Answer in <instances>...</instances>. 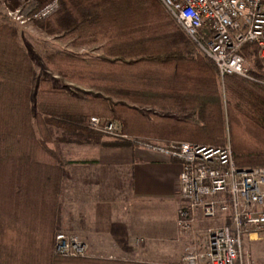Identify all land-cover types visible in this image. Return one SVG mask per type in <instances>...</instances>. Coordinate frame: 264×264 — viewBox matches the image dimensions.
<instances>
[{
    "label": "trees",
    "instance_id": "obj_1",
    "mask_svg": "<svg viewBox=\"0 0 264 264\" xmlns=\"http://www.w3.org/2000/svg\"><path fill=\"white\" fill-rule=\"evenodd\" d=\"M33 1L42 7L51 0ZM40 26L72 47L102 51L96 58L44 55L50 72L85 89L80 97L39 82L35 125L45 139L50 127L70 137L57 142H77L89 135V118L99 117L120 122L135 143L216 148L228 141L238 169L264 168V85L237 76L220 83L214 64L158 0H59ZM253 62L250 75L264 82ZM32 78L15 31L0 24V264H132L51 252L61 170L56 151L36 138Z\"/></svg>",
    "mask_w": 264,
    "mask_h": 264
},
{
    "label": "built area",
    "instance_id": "obj_2",
    "mask_svg": "<svg viewBox=\"0 0 264 264\" xmlns=\"http://www.w3.org/2000/svg\"><path fill=\"white\" fill-rule=\"evenodd\" d=\"M183 34L215 66L219 79L237 76L264 85L245 67L243 47L254 50L264 71V0H158ZM59 9V0L42 7L26 3L4 9L20 24L44 21ZM90 131L127 139L113 120L90 117ZM180 163L175 225L187 237L179 264H250L243 241L264 234V168L238 169L229 144L204 147L190 143H138ZM209 223L200 227L199 223ZM85 243L58 233L53 255L62 259L88 257Z\"/></svg>",
    "mask_w": 264,
    "mask_h": 264
},
{
    "label": "crops",
    "instance_id": "obj_3",
    "mask_svg": "<svg viewBox=\"0 0 264 264\" xmlns=\"http://www.w3.org/2000/svg\"><path fill=\"white\" fill-rule=\"evenodd\" d=\"M81 140L55 150L58 228L85 243L90 260L174 263L189 243L175 225L180 163L129 139Z\"/></svg>",
    "mask_w": 264,
    "mask_h": 264
},
{
    "label": "rangeland",
    "instance_id": "obj_4",
    "mask_svg": "<svg viewBox=\"0 0 264 264\" xmlns=\"http://www.w3.org/2000/svg\"><path fill=\"white\" fill-rule=\"evenodd\" d=\"M26 3H32L36 7H38L37 3L33 0H17L16 5L13 3L12 0H0V24L1 25H7L11 27L16 34V39L20 47L24 50V52L27 54L33 70V78L31 83V109H32V124L35 130L36 138L44 141L45 145L52 150H56V148L59 146L58 144H63L61 142H57L58 139L65 136L64 138H67V140L70 138L65 133L59 131L52 133V128L48 127L47 133L48 138L45 139L43 137V134H41L37 129V126L35 125V109H34V100H35V94L37 91V87L40 81H48L52 87L57 89H64L67 93L74 96H83V94L80 92L81 90H85L84 88L78 86L75 83L68 82L59 76L53 74L50 72L43 62L44 55L51 52H64L73 56L81 57V58H96L102 55L101 46L100 45H92L88 47H81V48H75L72 47L70 44V41L61 40L60 35L55 36H49L47 35L44 30L41 28V24L45 21H32L28 22L26 24H20L16 21L12 20L11 18L7 17L4 13V9L8 8L9 10H16ZM241 53L245 57V67L249 72H255L257 69L253 62V54L252 52L248 51L246 47H243L241 49ZM219 82L221 83V80L219 79ZM150 112L156 113V114H163L156 110H149L144 109V114H149ZM165 115V114H163ZM105 119V118H103ZM109 120V119H108ZM116 121V120H113ZM118 122V121H116ZM88 123V122H87ZM120 125L121 123L118 122ZM89 135H87V138H91L90 141L94 140V138L97 139H111L116 141H121L122 139H115L110 136L95 133L89 130ZM56 133V134H55ZM228 132L226 133V135ZM86 137V136H85ZM228 137V136H227ZM83 140H77V142H80ZM228 144V141H227ZM58 145V146H57ZM57 153V152H56ZM61 188V185H60ZM61 193V189L59 191V194ZM58 194V196H59ZM58 199V197H57ZM59 211V205L56 206V219L54 221L55 225V231L53 233V244H54V237L58 233H64L73 235L70 230L58 228V216L57 212ZM207 226V225H206ZM203 227V226H200ZM75 236V235H73ZM3 239H0V243L3 242ZM53 244L51 252L53 253ZM243 249L245 252L250 255V264H264V234L258 236L256 240H253L251 242L243 241ZM182 254V253H181ZM89 257V252H88ZM180 257H177L176 261L172 264H179L180 263Z\"/></svg>",
    "mask_w": 264,
    "mask_h": 264
}]
</instances>
